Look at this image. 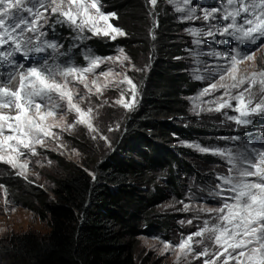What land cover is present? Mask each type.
<instances>
[{
  "label": "trees",
  "instance_id": "trees-1",
  "mask_svg": "<svg viewBox=\"0 0 264 264\" xmlns=\"http://www.w3.org/2000/svg\"><path fill=\"white\" fill-rule=\"evenodd\" d=\"M101 2L104 12L117 14L119 19L111 23L127 35L116 41H76L79 47L69 50L74 33L67 27L49 29V39L63 44L60 52L66 53L56 62L78 63L82 49L112 56L120 46L135 68L142 69L132 77L140 100L122 116L110 148L94 147L86 134L69 137L79 153L77 161L46 151L44 169L27 179L0 163V185L9 205L28 211L46 229L43 235L28 231L0 239V258L7 264H137L139 237L168 240L171 233L186 229L189 219H200L197 210L183 211L179 201L189 207L216 205L209 189L218 174H227L225 163L181 143L221 148L218 138L232 135L205 112L194 115L187 99L202 83L192 79L190 69L196 65L185 51L192 49L191 40L180 33L199 26L180 23L164 0L155 8L158 26L148 15L152 6L147 0ZM247 126L240 127L242 134L251 133Z\"/></svg>",
  "mask_w": 264,
  "mask_h": 264
},
{
  "label": "snow or ice",
  "instance_id": "snow-or-ice-1",
  "mask_svg": "<svg viewBox=\"0 0 264 264\" xmlns=\"http://www.w3.org/2000/svg\"><path fill=\"white\" fill-rule=\"evenodd\" d=\"M157 3L158 0H147V4L152 6L148 15L153 18L154 26H158L155 20ZM167 3L173 6L176 13H180L177 16L180 23H194L197 20L203 22L199 27L190 25L184 29L186 34L193 37L192 44L195 46L193 49H185L196 65L190 69L193 79L209 81L195 96L187 98L192 105L193 114L216 112L241 126L250 125L252 121L248 117L252 115H264V70L237 76L238 65L245 60L252 61L254 53L242 54L238 47H230L228 52L212 47L224 46L226 41L229 45L232 41L240 45L256 44L257 41L264 40V0H218V6L210 8L198 5L194 0H167ZM114 19L119 17L115 12H104L101 0H0V67L10 69L3 74L6 78L0 79V110H8L0 111V163L18 170L16 175L27 179L30 163L27 154L37 156V146L47 147L46 139L60 140L52 131L53 128L71 131L79 124L107 141V137L99 134L92 122L94 109L89 107L85 110L80 106V102L87 97L70 87L73 82L82 85L88 96L103 95L105 88L117 83L107 78L123 75V80L119 83L127 81L131 99L126 102L121 92L120 99L113 103L128 110L135 107L137 86L126 73L114 72L111 68L96 71L107 62H118L121 67L124 66V61L131 63L122 47L116 48L119 55L103 57L96 55L91 49H82L86 61L84 65H76L71 61L61 64L56 59L66 55L60 52L63 44L55 38L47 39L49 29L55 32L56 27L60 26L67 27L74 33L69 50L79 47L76 41L83 42L92 37L116 41L127 33L111 23ZM149 34L155 39L152 30ZM206 44L208 50H201ZM49 49L53 53L50 57L53 61L51 64L44 60L43 63L26 66L15 59L16 54L27 57L30 53H41ZM201 56L214 61L222 60L224 63L210 64L200 60ZM133 69L142 71L136 69L135 65L129 70ZM202 72H208L209 76H204ZM90 76L94 78L90 80ZM101 76L105 77L104 84L99 82ZM17 77L18 82L13 86ZM226 77L231 78V84L221 83ZM245 84L247 87H243ZM257 85L259 92L255 93L253 88ZM220 89L224 91L215 96L214 93ZM205 96L212 98L202 100ZM232 101H235L234 105ZM65 107L68 113H75L76 119L72 123L64 119ZM226 108L237 115L222 111ZM109 131L112 129L109 128ZM97 135H93L92 139H96ZM218 139L235 142L240 137ZM181 143L199 153L220 156L229 167L226 175L216 176L218 182L209 189V195L219 197L222 203L201 209L211 216V220H204L203 226L182 236L178 244L162 241V254L170 250L177 251L178 260L181 257L187 259L190 255L193 260L210 257L204 259L203 264H217L221 256L224 257L222 264H229V261H235V264H264V149L251 148L245 155L230 148L213 147L195 141ZM56 146L64 147L61 143ZM21 157L25 159L21 160ZM89 175L93 180L96 179L93 173L90 172ZM249 177H256V180H249ZM3 187L5 186L0 185V188ZM9 203L5 192V204ZM179 203L183 204V211L190 210L189 204L184 201ZM179 223L184 224L185 221L181 220ZM187 223L191 224L192 220L189 219ZM206 233L210 234L207 239L214 242L218 251L210 252L208 245L196 251L195 246L203 244L204 240H195L194 237L204 238Z\"/></svg>",
  "mask_w": 264,
  "mask_h": 264
},
{
  "label": "rangeland",
  "instance_id": "rangeland-1",
  "mask_svg": "<svg viewBox=\"0 0 264 264\" xmlns=\"http://www.w3.org/2000/svg\"><path fill=\"white\" fill-rule=\"evenodd\" d=\"M165 5L173 9V6L167 3V0H164ZM194 3L198 5H202L204 7H212V6H218V0H194ZM174 11V9H173ZM174 13H176L174 11ZM199 14V13H198ZM25 15H27L25 13ZM177 15H180V13H177ZM152 22V21H151ZM192 22V21H190ZM193 23V22H192ZM203 22L202 21H195L193 24H196L198 26H201ZM88 35H91V33H88ZM180 35L186 39L191 40L192 49L195 48V46L192 44V36H189L185 33L184 30L180 33ZM49 35L47 39H49ZM98 38H104L105 37H98ZM218 39H224L223 37H217ZM108 39V38H106ZM264 40H259L256 42V44L251 43H245L237 45L235 41L231 42V45L226 41L224 46L220 45H212V47L217 48L218 51H224L228 52L230 50V47H238L241 50V53L246 52H252L254 53V59L252 61L245 60L244 62L240 63L238 65V77L247 76L253 71H259L264 70ZM7 47V45L5 46ZM203 51L208 50V45L206 44L203 49ZM51 49L41 52V53H30L29 56L24 57L20 54H16L15 59L18 62H23L26 66L33 64V63H43L44 60H48V62L51 64L53 61L50 59L52 55H50ZM126 54V53H125ZM119 53L116 51L112 56H117ZM81 60L78 63H74L76 65H84L86 61L84 60V54L82 53ZM202 61H208L211 63H218L222 64L224 61H214L212 58H209L207 56H202ZM131 62V61H130ZM58 63V62H57ZM63 64V63H61ZM133 64L129 63V61H124V66L121 67V65L118 62H107L105 64H102L99 69H97V72L107 70L109 68L113 69L114 72H120V73H126V75L133 79L134 77V71L136 70H129ZM202 67V66H201ZM10 69L8 67H0V79H5L6 76L3 74H6ZM204 76H209L208 72H202ZM133 75V76H132ZM92 76L89 77L91 80ZM215 78V77H213ZM57 79H60V77H57ZM110 81H116L117 83L110 84L107 88L103 90V95L94 94L91 96H88V94L85 92V89L82 85L73 82L70 87H73L74 91H78L81 95H85L87 99L83 102H80V106L83 109H87L89 107H92L94 109L93 112V124L98 129L99 134H102L104 137H107V141L104 139H100L99 135L96 133H91L87 127L83 125H75V127L71 131H61L59 128H53L52 131L56 133L60 140L56 141L53 139H46V145L47 147H40L37 146L36 150L38 152L37 156H31L30 154H27V158L30 161L29 163V170L27 173V177H36L37 172L40 171V169H44V164L46 160L45 152L51 151L54 153H58L62 157L71 160V161H77L79 158V153L74 148H72V142H69L68 138L73 137H79V136H85L86 134L91 141H89V144L93 145L97 148H110L114 138L117 134V131L119 129V123L122 119V116L125 113L131 112L138 104L141 94L139 87H137L138 95L135 97L136 104L135 107L132 110H128L119 104L113 103L116 100L120 99L121 92L124 94L125 101H129L131 99V91L130 86L128 85L127 81H124L123 83H119V81L123 80V75L121 76H110L107 78ZM193 79V74H192ZM133 81V80H132ZM17 81L13 82V86L16 85ZM100 84L105 83V77H99ZM202 84V88L206 86V84L209 81H200ZM135 85H137L135 82H133ZM221 83L224 84H231L232 80L230 77H226L224 81ZM243 87H247V84H245ZM201 88V89H202ZM200 89V90H201ZM95 90L93 89V92ZM224 89H220L219 92H215V96H219L221 92H223ZM236 91L235 89L233 90ZM253 92L258 93L259 87L254 86ZM99 97V98H98ZM212 97L205 96L202 97V100H209ZM77 101L79 102L78 98ZM107 101V103H104ZM233 105L235 104V101H232ZM100 105H103L102 107H99ZM7 112L8 110H0ZM63 111L66 113L64 116V119L68 123H72L75 119V113H68L67 108L65 107ZM224 112H227L229 115H237V113L233 112L231 109H224L222 110ZM205 117L210 119L211 121H215V125L217 127H222L224 130H229L230 135L232 136H238L240 139L238 141H231L228 139H218L219 144L221 148H230L236 153H243L248 154L251 148L256 149H264V115H252L248 117V119L252 120L253 122L247 126V128L251 127V133L242 134L240 127L241 125L235 124L233 121H228L225 119V117L216 112H205ZM109 128L112 129V131H109ZM93 135H97L96 139H92ZM57 143H61L64 145L63 148H57ZM192 149V148H191ZM198 154L203 155L202 153H199L195 151ZM25 159V157H21V160ZM223 164L225 163V167H228L229 165L226 163V161L221 158L220 159ZM9 166V165H7ZM10 167V166H9ZM11 168V167H10ZM12 169V168H11ZM15 172L18 170H14ZM227 172V171H226ZM226 175V173H225ZM249 180H256V177H249ZM215 206L222 203V200L219 197H212ZM168 203H166V206ZM210 206H199V205H191L189 208L192 210H197L201 217L200 219H197L193 221L191 224L185 225L188 226L186 229H181L182 232L175 231L171 233L169 236L170 239L164 240L160 239L158 237H139L137 242V248H136V259L137 264H203L204 259H210V257H201L199 260H193L192 256H188L187 259L181 257L179 260L177 259V251L170 250L167 253L162 254L161 249L163 248L162 241H170L173 244H178L182 236L187 235L189 233H193L198 230L199 227L203 226V221L208 219L211 220V216L205 212L202 211V208H207ZM6 208L8 210H6ZM14 209V210H12ZM191 212V211H189ZM214 215V214H213ZM33 232L38 235H43L46 232V229L43 224L39 223L37 219H35L28 211L22 210L20 208H15L10 206L9 204H5V195L0 188V239H3L5 236L10 234H18V233H24V232ZM209 233L205 234L204 238L201 237H194L195 240L203 239L204 243L201 245H196V251H200L203 249L205 245L209 246L210 252L218 251L219 249L214 244L212 240L207 239L209 236ZM158 238V239H156ZM224 257L221 256L220 260L217 261V264H222ZM0 264H7V262L4 261V259L0 258ZM229 264H235V261H229Z\"/></svg>",
  "mask_w": 264,
  "mask_h": 264
}]
</instances>
